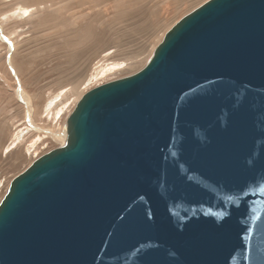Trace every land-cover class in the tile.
Masks as SVG:
<instances>
[{
    "label": "water",
    "instance_id": "95a60500",
    "mask_svg": "<svg viewBox=\"0 0 264 264\" xmlns=\"http://www.w3.org/2000/svg\"><path fill=\"white\" fill-rule=\"evenodd\" d=\"M0 202V264H264V0H208L97 85Z\"/></svg>",
    "mask_w": 264,
    "mask_h": 264
},
{
    "label": "rangeland",
    "instance_id": "374dc122",
    "mask_svg": "<svg viewBox=\"0 0 264 264\" xmlns=\"http://www.w3.org/2000/svg\"><path fill=\"white\" fill-rule=\"evenodd\" d=\"M206 1L0 0V202L14 178L62 146L52 135H66V118L83 94L142 69L165 33ZM21 8L30 9L28 16ZM117 63L120 68L105 77L97 73ZM92 75L97 82L88 85ZM18 87L32 106L31 116ZM60 92L61 103L49 111L46 105ZM60 108L63 114L57 115ZM36 135L41 139L29 148Z\"/></svg>",
    "mask_w": 264,
    "mask_h": 264
},
{
    "label": "bare ground",
    "instance_id": "6f19581e",
    "mask_svg": "<svg viewBox=\"0 0 264 264\" xmlns=\"http://www.w3.org/2000/svg\"><path fill=\"white\" fill-rule=\"evenodd\" d=\"M20 11H21V15H26V16H28V14H29V11H30V9H28V8H21L20 9ZM19 13V12H18ZM20 16V15H19ZM122 63H117L116 65H111V66H109V67H104L103 66V68H101L97 73L98 74H101V77H105V73L106 72H110V71H113V70H116V69H118V68H120L119 66L121 65ZM10 65V64H9ZM12 68V67H11ZM122 68V67H121ZM12 70V69H11ZM14 72V71H13ZM14 76V75H13ZM93 79H98V77L96 76V75H92L91 76V78H89L88 80H87V83H88V85L89 84H92V81H93ZM95 82H97V80L95 81ZM17 92H16V94L18 95V97H21L22 98V101H23V103H25V108H26V113H27V116H31V113H32V106H31V104H30V102H29V100H28V98L26 97V95L23 93V91L18 87V89L16 90ZM65 95H64V92H60L59 94H57L54 98H52V99H50V101H49V103L46 105V107L48 108V110L49 111H51L53 108H55L56 109V107H57V103H61V101H62V99H63V97H64ZM58 114H63L62 113V108H60L59 110H58V112H57V115ZM60 115V116H61ZM59 117V116H58ZM60 118V117H59ZM30 120H28L29 121V126L31 127V129L32 130H37V128L34 126V124H33V122H32V120H31V118H29ZM65 123H66V121H65ZM65 123H64V128H65ZM49 134V133H48ZM21 135H23L22 134V131L20 130L19 132H17L16 134H15V136H14V140L12 141V143H11V145H13L11 148L12 149H15L16 148V144H17V142H18V140L20 139V137H21ZM50 135V134H49ZM22 138H23V136H22ZM52 138H54V139H56V140H58V141H60V144H64L65 143V140H66V135L65 136H57V135H52ZM24 139V138H23ZM23 139H22V141H23ZM41 139V135H36V136H34L33 138H31L29 141H28V145H29V148H33L34 147V145L37 143V141H39ZM21 142V141H20ZM11 149V150H12ZM35 151V150H34Z\"/></svg>",
    "mask_w": 264,
    "mask_h": 264
}]
</instances>
